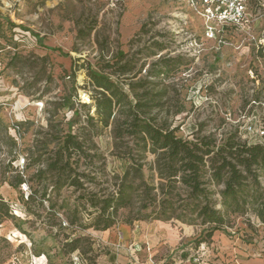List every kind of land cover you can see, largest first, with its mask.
Segmentation results:
<instances>
[{"label": "rangeland", "instance_id": "rangeland-1", "mask_svg": "<svg viewBox=\"0 0 264 264\" xmlns=\"http://www.w3.org/2000/svg\"><path fill=\"white\" fill-rule=\"evenodd\" d=\"M251 9L249 29L209 39L189 0H0V198L9 204V214L0 209V264H112L109 230L86 228L87 196L115 193L127 174L159 186L155 156L115 139L123 115L99 123L88 70L127 93L135 87L153 101L149 117L180 138L221 143L233 133L264 144V0ZM69 135L83 149L55 170ZM142 206L122 209L113 228L172 226L179 243L157 252L159 262L185 248L186 264H198L201 247L202 264H264V224L251 213L209 238L200 222L153 220L154 208ZM132 217L145 220L130 225Z\"/></svg>", "mask_w": 264, "mask_h": 264}, {"label": "trees", "instance_id": "trees-1", "mask_svg": "<svg viewBox=\"0 0 264 264\" xmlns=\"http://www.w3.org/2000/svg\"><path fill=\"white\" fill-rule=\"evenodd\" d=\"M254 1L251 0L250 7ZM88 76L97 93L93 101L99 123L109 127L116 112L123 115V119L115 121V139L136 142L140 145L139 153L150 152L155 156L159 186L143 182L136 185L127 174L115 193L103 198L88 195L86 199L94 217L86 228L110 230L117 224L119 212L134 208L137 201L144 210L154 208L153 220L175 218L187 224L200 222L207 226L204 232L209 238L216 232H225L236 216L251 213L264 224V144L243 143L233 133L221 143L214 135L185 140L177 136V129L158 125L156 119L149 117L148 109L153 101L139 99V95L132 93L135 91L132 85L131 93H127L105 75L88 70ZM82 149L77 138L69 135L53 168L60 169V163L65 160L69 165L71 152ZM128 156H132L131 149ZM21 184L22 179L11 186L17 188ZM219 187L222 190L217 200ZM3 208L9 214V204L0 198V209ZM144 220L132 217L127 223Z\"/></svg>", "mask_w": 264, "mask_h": 264}, {"label": "built area", "instance_id": "built-area-1", "mask_svg": "<svg viewBox=\"0 0 264 264\" xmlns=\"http://www.w3.org/2000/svg\"><path fill=\"white\" fill-rule=\"evenodd\" d=\"M250 2L251 0H189V6L204 21L206 36L217 39L228 29L244 31L251 27L253 16ZM196 249H191L196 254L194 261L202 264V257L199 255L201 247ZM185 251V248L174 250L162 262L157 261L155 255L148 256V261L149 264H186L183 258Z\"/></svg>", "mask_w": 264, "mask_h": 264}, {"label": "crops", "instance_id": "crops-1", "mask_svg": "<svg viewBox=\"0 0 264 264\" xmlns=\"http://www.w3.org/2000/svg\"><path fill=\"white\" fill-rule=\"evenodd\" d=\"M105 234L111 241L112 264H149L147 254L156 256L166 245L176 246L180 240L177 230L164 222L115 227Z\"/></svg>", "mask_w": 264, "mask_h": 264}, {"label": "bare ground", "instance_id": "bare-ground-1", "mask_svg": "<svg viewBox=\"0 0 264 264\" xmlns=\"http://www.w3.org/2000/svg\"><path fill=\"white\" fill-rule=\"evenodd\" d=\"M88 100V99H87Z\"/></svg>", "mask_w": 264, "mask_h": 264}]
</instances>
